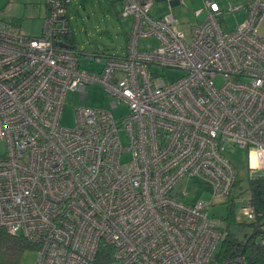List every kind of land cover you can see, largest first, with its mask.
<instances>
[{"label":"built area","instance_id":"1","mask_svg":"<svg viewBox=\"0 0 264 264\" xmlns=\"http://www.w3.org/2000/svg\"><path fill=\"white\" fill-rule=\"evenodd\" d=\"M71 1L45 0L38 36L0 20V228L37 246L33 264H94L101 244L111 264H246L239 254L214 261L227 232L208 215L212 200L182 202L173 188L186 177L226 198L235 147L247 150L249 179L264 177V0L231 5L246 14L231 30L204 0L188 35L170 10L152 18V0H122L126 49L85 54L100 65L91 69L65 41ZM148 37L157 44L139 50ZM156 66L182 73L170 80ZM95 82L126 114L80 104L74 126H62L66 93L84 101ZM240 211L261 216L250 198Z\"/></svg>","mask_w":264,"mask_h":264},{"label":"rangeland","instance_id":"2","mask_svg":"<svg viewBox=\"0 0 264 264\" xmlns=\"http://www.w3.org/2000/svg\"><path fill=\"white\" fill-rule=\"evenodd\" d=\"M184 5H177L173 9L174 17L181 23L189 21L187 13L193 7V3L202 2L203 0H182ZM220 9L222 15L220 22L224 30H231L236 24L243 21L245 11L236 9L230 11L231 5L240 7L246 3V0H211ZM122 0H72L67 4L68 17H70V34L73 46L78 51L85 68L100 67L98 63L90 61L85 54L91 52H104L109 54L120 55L126 49L127 38L131 26V18L120 17L119 11L122 7ZM7 4V0H0V11ZM45 0H12L0 13V18L15 16L20 20L19 25L23 32L36 33L41 30L43 17L45 16ZM194 9V8H193ZM7 16V17H6ZM157 44L153 37L139 38L138 48L152 49ZM159 73H164L167 79H176L181 76L178 69H163L160 66L154 67ZM222 82L221 77L215 78V85ZM86 98L81 100L78 90L68 91L65 96L62 114H60V124L64 127L74 126V108L77 105L84 104L92 107L111 109L115 117L121 120V117L127 112V107L123 104L117 108H110L109 102L112 98L104 91L103 85L95 82L89 84L86 89ZM5 152V144L0 140V155ZM230 157L238 169V178L240 185L232 188L230 195L226 198L211 199L210 189L203 183L193 182L186 177L179 179L173 188L177 199L182 202H195L197 200L209 201L212 204L208 206V215L217 224L228 225L226 217L230 201H233L237 223L228 225V229L234 232L238 237H243L244 233L249 234L252 230L250 220L244 218L241 214L240 207L249 199L248 180L250 170L247 164V150L235 147ZM185 194V195H182ZM37 252L35 250H26L22 256L21 264H33Z\"/></svg>","mask_w":264,"mask_h":264},{"label":"trees","instance_id":"3","mask_svg":"<svg viewBox=\"0 0 264 264\" xmlns=\"http://www.w3.org/2000/svg\"><path fill=\"white\" fill-rule=\"evenodd\" d=\"M65 41L73 43L70 36H66ZM240 179L235 180L233 188L240 185ZM248 190L251 205L255 211L261 216L257 221H250L252 231L243 237H238L234 232L229 231L228 225L237 223L233 201H230L228 212L224 219L227 220L228 225L221 224L220 228L226 231V235L219 244L215 252L214 261L220 262L225 258L234 254L244 256L246 264H264V245L255 242L257 234L259 233L258 222L264 219V177H255L248 180ZM37 246L23 236L13 235L8 233L5 229L0 228V264H21L22 256L26 250H36ZM112 249L109 246L101 244L94 264H111Z\"/></svg>","mask_w":264,"mask_h":264},{"label":"crops","instance_id":"4","mask_svg":"<svg viewBox=\"0 0 264 264\" xmlns=\"http://www.w3.org/2000/svg\"><path fill=\"white\" fill-rule=\"evenodd\" d=\"M9 2H12V0H7V4L5 6H3V9L0 11L1 14ZM152 2H153V4H152V7H151V10L149 13L152 18L164 17L167 14V12H169V10L171 11L170 13H172L175 6L182 5V3H180V1H178V0H152ZM203 5H204V0L202 2H197L195 4L193 3L192 7L194 9L192 8L191 10H189L187 12L189 14V21L187 23H181L175 18L176 19L175 26L177 28L183 30L188 35L190 27L192 25L197 24V23L200 24V22L205 18L206 14H207L205 9L201 10L200 14L197 16L194 15V12H193L196 9L203 7ZM3 15H4V12H3ZM0 20L10 21V22H13L14 24L21 25L20 20L16 19L15 16H8L7 18H4V19L2 17V18H0ZM39 30L36 33H27V32L26 33L29 35H33V36H38L40 34Z\"/></svg>","mask_w":264,"mask_h":264}]
</instances>
